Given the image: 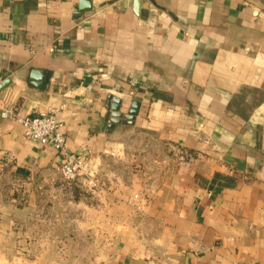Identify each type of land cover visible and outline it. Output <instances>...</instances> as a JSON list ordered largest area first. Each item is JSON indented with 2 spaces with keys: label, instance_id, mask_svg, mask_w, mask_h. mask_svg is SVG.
I'll return each mask as SVG.
<instances>
[{
  "label": "crops",
  "instance_id": "0c3cea01",
  "mask_svg": "<svg viewBox=\"0 0 264 264\" xmlns=\"http://www.w3.org/2000/svg\"><path fill=\"white\" fill-rule=\"evenodd\" d=\"M80 2L0 0V106L90 158L0 116V264H264V0Z\"/></svg>",
  "mask_w": 264,
  "mask_h": 264
},
{
  "label": "built area",
  "instance_id": "2783aa9c",
  "mask_svg": "<svg viewBox=\"0 0 264 264\" xmlns=\"http://www.w3.org/2000/svg\"><path fill=\"white\" fill-rule=\"evenodd\" d=\"M0 116L19 122L27 138L52 145L62 156L58 169L66 179L73 180L85 171L90 158L85 153L71 152L68 149L63 123L57 118L55 108L22 114L16 105L8 104L0 106ZM137 197L138 194H135L134 198Z\"/></svg>",
  "mask_w": 264,
  "mask_h": 264
},
{
  "label": "water",
  "instance_id": "95a60500",
  "mask_svg": "<svg viewBox=\"0 0 264 264\" xmlns=\"http://www.w3.org/2000/svg\"><path fill=\"white\" fill-rule=\"evenodd\" d=\"M90 7H91V0H81L80 7H79L80 8V11L87 10ZM40 75L43 76V74H40ZM40 82H42V81H40ZM40 82L37 83V85H41ZM6 84L7 83H3L2 85H0V90L3 89L6 86ZM114 101L117 102V105L113 104V109L116 112L113 113V117L110 119V121L112 122V124H114L116 122H120V120H121V118L123 116H126V117L130 118L131 120L134 118L135 113H137V109H132L131 110V114L124 115L120 111V103H121V100L119 98H114Z\"/></svg>",
  "mask_w": 264,
  "mask_h": 264
},
{
  "label": "rangeland",
  "instance_id": "374dc122",
  "mask_svg": "<svg viewBox=\"0 0 264 264\" xmlns=\"http://www.w3.org/2000/svg\"><path fill=\"white\" fill-rule=\"evenodd\" d=\"M110 163L112 164V166H118L119 168L121 167V164H119V162L116 163V164H114V162L111 161ZM2 187H3V190H2V191H3L4 193L9 192L10 185H8V183L4 182L3 180H2ZM6 202H7V201H6Z\"/></svg>",
  "mask_w": 264,
  "mask_h": 264
}]
</instances>
